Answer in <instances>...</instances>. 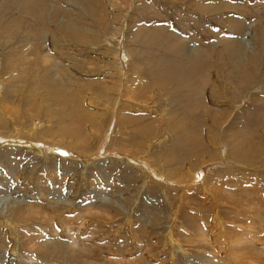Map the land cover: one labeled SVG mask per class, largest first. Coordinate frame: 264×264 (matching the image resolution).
<instances>
[{
    "label": "rangeland",
    "instance_id": "rangeland-1",
    "mask_svg": "<svg viewBox=\"0 0 264 264\" xmlns=\"http://www.w3.org/2000/svg\"><path fill=\"white\" fill-rule=\"evenodd\" d=\"M257 108L264 0H0V264H264Z\"/></svg>",
    "mask_w": 264,
    "mask_h": 264
},
{
    "label": "crops",
    "instance_id": "crops-1",
    "mask_svg": "<svg viewBox=\"0 0 264 264\" xmlns=\"http://www.w3.org/2000/svg\"><path fill=\"white\" fill-rule=\"evenodd\" d=\"M151 30H154V29H151ZM154 32H156V31H152L150 34H152ZM157 32L161 33V29L158 30ZM172 66H174V65H172ZM243 117L245 118L246 116H243ZM171 121H172V119H171ZM236 123L237 122H233V123H230L228 125L225 124L228 127V129H226V130H228L229 132H230V130H232V127H233V128H236L235 130H238V132L240 134H242V133L245 134L244 139H241V141L237 142V145H235V147H238L239 149L244 150V151L253 149L250 146H248V147L244 146V143H246V141H244V140L251 138L252 135H254V134H262V132H264V124H263L264 123V110L262 108H257L254 111L253 120L245 123L244 125H241V123L240 124L238 123V126H237Z\"/></svg>",
    "mask_w": 264,
    "mask_h": 264
},
{
    "label": "bare ground",
    "instance_id": "bare-ground-1",
    "mask_svg": "<svg viewBox=\"0 0 264 264\" xmlns=\"http://www.w3.org/2000/svg\"><path fill=\"white\" fill-rule=\"evenodd\" d=\"M130 158V157H129ZM134 161V160H133ZM199 178V177H198ZM198 178H196V179H198ZM199 180V179H198Z\"/></svg>",
    "mask_w": 264,
    "mask_h": 264
}]
</instances>
